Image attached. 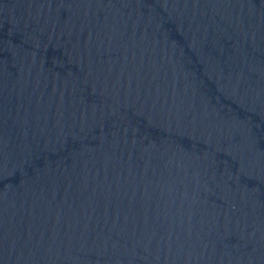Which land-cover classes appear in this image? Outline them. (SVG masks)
<instances>
[{"label": "water", "instance_id": "1", "mask_svg": "<svg viewBox=\"0 0 264 264\" xmlns=\"http://www.w3.org/2000/svg\"><path fill=\"white\" fill-rule=\"evenodd\" d=\"M0 264H264V0H0Z\"/></svg>", "mask_w": 264, "mask_h": 264}]
</instances>
